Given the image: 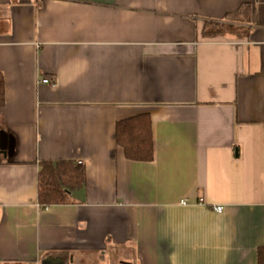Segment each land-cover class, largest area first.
Returning <instances> with one entry per match:
<instances>
[{
	"label": "crops",
	"instance_id": "obj_1",
	"mask_svg": "<svg viewBox=\"0 0 264 264\" xmlns=\"http://www.w3.org/2000/svg\"><path fill=\"white\" fill-rule=\"evenodd\" d=\"M0 73V264H258L264 0H0ZM145 113L155 159L129 161L116 124ZM70 160L86 186L41 208L39 164Z\"/></svg>",
	"mask_w": 264,
	"mask_h": 264
},
{
	"label": "trees",
	"instance_id": "obj_2",
	"mask_svg": "<svg viewBox=\"0 0 264 264\" xmlns=\"http://www.w3.org/2000/svg\"><path fill=\"white\" fill-rule=\"evenodd\" d=\"M252 8L243 4L228 14L223 22L205 23L202 35L213 39L239 34L251 21ZM5 104V82L0 73V108ZM115 142L127 160L150 163L155 159V142L151 116L147 113L130 117L116 124ZM86 172L76 161H46L39 164L37 203L43 208L71 203V193L86 186ZM258 264H264V247L258 253Z\"/></svg>",
	"mask_w": 264,
	"mask_h": 264
},
{
	"label": "water",
	"instance_id": "obj_3",
	"mask_svg": "<svg viewBox=\"0 0 264 264\" xmlns=\"http://www.w3.org/2000/svg\"><path fill=\"white\" fill-rule=\"evenodd\" d=\"M41 264H63L60 258H48L43 260Z\"/></svg>",
	"mask_w": 264,
	"mask_h": 264
},
{
	"label": "built area",
	"instance_id": "obj_4",
	"mask_svg": "<svg viewBox=\"0 0 264 264\" xmlns=\"http://www.w3.org/2000/svg\"><path fill=\"white\" fill-rule=\"evenodd\" d=\"M42 82L46 83V84L50 83L49 80H43ZM77 163H78V165L83 166V163L81 161H78ZM181 204L186 205L187 203L185 201H183V202H181ZM214 210L216 212H222L223 211V207H216Z\"/></svg>",
	"mask_w": 264,
	"mask_h": 264
},
{
	"label": "rangeland",
	"instance_id": "obj_5",
	"mask_svg": "<svg viewBox=\"0 0 264 264\" xmlns=\"http://www.w3.org/2000/svg\"><path fill=\"white\" fill-rule=\"evenodd\" d=\"M120 254H121L120 252H113L112 260L115 264L122 260Z\"/></svg>",
	"mask_w": 264,
	"mask_h": 264
}]
</instances>
